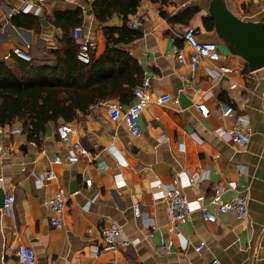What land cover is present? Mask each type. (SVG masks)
<instances>
[{
	"label": "crops",
	"instance_id": "crops-1",
	"mask_svg": "<svg viewBox=\"0 0 264 264\" xmlns=\"http://www.w3.org/2000/svg\"><path fill=\"white\" fill-rule=\"evenodd\" d=\"M96 1L44 0L39 15L29 13L39 18V25L27 29L10 21L21 14L14 8L23 7V1L0 0V59L16 71L12 57L21 49L33 65L55 66L52 51L61 47L64 32L53 24V15L78 9L84 35L96 41L93 57L99 58L107 44L103 27L120 26L121 19L114 14L109 23L101 24L92 13ZM210 1L172 0L165 5L143 0L139 5L135 15L141 20L142 36L121 46L137 59L150 83L139 135L130 133L124 119L108 116L105 102H119L116 99L100 102L70 122L71 141L87 149L74 164L64 160L67 143L56 135L62 121L50 122L37 142L29 139L20 122L4 126L22 132L0 139V189L5 198L15 196L11 213L0 208V264H21L16 257L19 244L34 249L35 264H209L214 259L219 264H264V67L251 71L245 59L230 52L215 27L205 26ZM225 3L243 21L264 22V0ZM186 11L194 12L187 22L162 14L172 17ZM188 27L200 41L215 42L221 58H204L195 71L187 62L179 63L172 50L177 46L189 57L190 47L182 38ZM221 65L233 71L217 75ZM138 88H144L143 83ZM163 93L178 97L179 103H158ZM136 101L134 97L121 104L126 109ZM199 103L206 105L207 115H202ZM226 105L234 108L233 117L221 116ZM240 116L249 119L245 150L217 133L222 125L231 128ZM55 155L63 161L55 163ZM46 169H52L56 179L37 187L30 172ZM175 175L187 198L208 205L216 221H206L197 209L179 234L169 231L172 222L166 203L154 197L155 183L172 186ZM192 176L197 182L188 184ZM221 185L226 187L225 201L246 191L245 218L220 212L211 203ZM58 188L68 196L61 227L50 222L55 213L50 201ZM134 205L140 207L139 217ZM104 225H118L127 239L140 242L127 249L104 247L99 235ZM200 242L206 246L199 253L195 247Z\"/></svg>",
	"mask_w": 264,
	"mask_h": 264
},
{
	"label": "trees",
	"instance_id": "trees-1",
	"mask_svg": "<svg viewBox=\"0 0 264 264\" xmlns=\"http://www.w3.org/2000/svg\"><path fill=\"white\" fill-rule=\"evenodd\" d=\"M143 0H97L92 4V13L101 24H107L117 14L120 26L105 25L103 32L107 41L103 54L90 63L77 59L79 43L73 37L76 27H83L84 19L80 9L73 12H57L53 24L64 32L61 47L53 50L57 60L55 66H35L20 60L13 54L17 68L10 67L0 59V126L20 122L30 140L38 141L50 123L71 122L79 113L87 114L89 109L116 99L130 103L135 90L143 83V69L121 46L142 36L130 29L128 21L135 15ZM168 5L172 0H148ZM193 11L179 13L169 20L187 22ZM17 27L36 29L39 18L30 14H14L10 19ZM204 23L210 30L213 20L207 16Z\"/></svg>",
	"mask_w": 264,
	"mask_h": 264
},
{
	"label": "built area",
	"instance_id": "built-area-1",
	"mask_svg": "<svg viewBox=\"0 0 264 264\" xmlns=\"http://www.w3.org/2000/svg\"><path fill=\"white\" fill-rule=\"evenodd\" d=\"M23 7L14 8V13H25V14H35L39 15L42 11L40 6L44 0H22ZM141 20L137 15H132L128 21V27L133 30H137L140 26ZM83 27H76L73 30V37L79 43V49L77 52V59L83 63H90L92 59V52L96 47V41L91 39L87 35L83 34ZM184 42L190 47L191 54L189 57H185L181 48L174 46L173 55L179 63L187 62L192 71H195L200 64L201 60L208 58L211 60H219L221 58L220 52L218 50L217 44L211 41H200L196 35L194 28L188 27L184 30L182 34ZM14 54L27 62H31V56L21 49H16ZM232 68L227 65H221L219 69L215 72L217 75L231 73ZM183 77V76H182ZM149 79L144 78L143 87L135 90L136 102L129 105L126 109L119 102H109L106 101L105 105L107 108L108 116L112 120L124 119L130 133L134 136L141 133V128L139 125V119L143 114L145 105L148 101V95L146 93V88L149 87ZM264 101V93H263ZM158 103L173 102L178 104L179 98L171 95L170 93H163L157 97ZM198 109L202 115L208 114V109L204 103L197 104ZM234 108L232 106H225L221 111V116L224 118L234 116ZM56 135L58 139L62 142L67 143L65 161L74 164L78 162L82 156L87 154V149L80 141H71V134L74 131L73 125L70 122H61L56 125ZM22 132L21 128L10 129L9 127L0 126V139L10 136L12 134H17ZM217 133L220 136H228L231 141L237 146L239 150L247 149L249 145V119L246 116H240L236 118L234 125L229 128L226 125L220 126ZM0 147L2 145L0 144ZM63 158L60 155L54 156L55 163H61ZM241 168V167H240ZM242 170V169H241ZM239 170V171H241ZM30 176L33 177L37 187L44 186L47 182L55 180L56 174L52 169H46L42 172L31 171ZM198 177H189L187 183L195 184ZM91 179L86 180V185H91ZM156 189L154 197L156 199L162 200L166 203L167 213L172 222L169 231L179 234L181 231V225L190 220L192 211L199 210L203 219L206 221L214 222L216 221V214L209 211L208 205L202 204L198 200H190L184 194L181 185L179 175H175L174 184L172 186H164L160 182L155 183ZM235 187V186H233ZM225 186H219L215 189L211 197V203L215 204L220 212L231 213L239 218H245L247 216V196L246 191H242L238 196L229 200H223L222 194L225 192ZM68 196L63 188H58L50 203L51 208L55 212L50 217V222L56 227H61L63 225L62 213L67 204ZM15 202L14 195H7L2 209L6 212L11 213L13 210V205ZM133 212L136 217L140 216L139 205L133 206ZM99 235L101 244L104 247L116 248V249H127L129 246H134L140 242L139 238L134 240L127 239L122 229L118 225H104L99 229ZM151 235V232H149ZM206 246L205 242H200L195 249L197 252ZM16 257L21 264H35L36 256L35 251L32 247L19 244L16 248ZM209 264H219L217 260H212Z\"/></svg>",
	"mask_w": 264,
	"mask_h": 264
},
{
	"label": "water",
	"instance_id": "water-1",
	"mask_svg": "<svg viewBox=\"0 0 264 264\" xmlns=\"http://www.w3.org/2000/svg\"><path fill=\"white\" fill-rule=\"evenodd\" d=\"M208 11L215 31L230 52L245 59L251 71L264 67V22L239 19L228 9L225 0H211ZM42 22L46 23V19ZM4 198V191L0 189V208Z\"/></svg>",
	"mask_w": 264,
	"mask_h": 264
},
{
	"label": "rangeland",
	"instance_id": "rangeland-1",
	"mask_svg": "<svg viewBox=\"0 0 264 264\" xmlns=\"http://www.w3.org/2000/svg\"><path fill=\"white\" fill-rule=\"evenodd\" d=\"M84 34V33H83Z\"/></svg>",
	"mask_w": 264,
	"mask_h": 264
}]
</instances>
